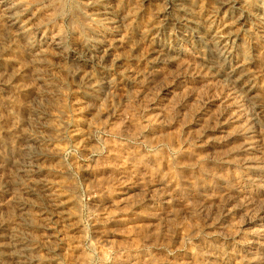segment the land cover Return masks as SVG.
I'll return each instance as SVG.
<instances>
[{
  "label": "rangeland",
  "instance_id": "1",
  "mask_svg": "<svg viewBox=\"0 0 264 264\" xmlns=\"http://www.w3.org/2000/svg\"><path fill=\"white\" fill-rule=\"evenodd\" d=\"M115 3L126 18L128 34L125 46L117 49L119 63L110 70L111 84L102 87L96 99L85 100L55 62L54 74L47 78L49 87L61 84L63 90L41 102L46 129L55 134L59 121L67 127L58 143L60 158L57 151L36 152L38 175L47 181L46 195L69 209L61 211L69 214L64 223L50 217V230L35 219L49 216L41 192L29 193L35 217L26 222L6 195V188L19 182L11 167L28 78L24 74L11 87L0 89V264H11L4 253L10 250L6 227L13 222L20 224V233L22 228L29 231L33 264H218L215 254L226 256L225 264H242L246 248L240 243L248 231L228 239L238 213L224 208L238 209L242 203L259 207L262 195L254 186L238 191L244 177L240 161L246 154L238 149L244 139L232 134L236 124L226 120L231 109L225 91L215 79L196 74L188 55L145 75L153 3ZM134 12L136 17L129 21ZM3 32L0 26V52L9 69V61L25 60ZM248 50L255 99L264 107V41L250 44ZM75 126L78 130L73 131ZM78 147L98 151L86 160ZM255 261L252 264H264V255Z\"/></svg>",
  "mask_w": 264,
  "mask_h": 264
},
{
  "label": "bare ground",
  "instance_id": "2",
  "mask_svg": "<svg viewBox=\"0 0 264 264\" xmlns=\"http://www.w3.org/2000/svg\"><path fill=\"white\" fill-rule=\"evenodd\" d=\"M147 1L153 3L154 23L149 31L151 49L144 74L149 76L159 65H172L188 55L195 62L196 74L206 80L215 79L225 91L231 109L226 120L236 124L232 134L244 139L238 149L246 154L240 161L244 177L238 181V191L243 193L246 185L254 186L262 195L259 207L242 203L238 209L224 208L226 213H238L226 236L232 240L248 231V237L240 243L246 248L241 260L242 264H252L264 255V107L255 99L254 75L247 67L251 63L250 44L264 41V0H204L202 4L196 0ZM135 17L134 12L127 18L131 21ZM125 19L115 0H0L1 31L8 41L18 45L25 60L9 61L7 69L0 52V89L11 87L24 74L28 78L22 90L28 96L22 101L23 113L15 125L20 141L11 167L19 182L6 188L12 208L25 222L35 217L28 203L34 189L45 196L50 207L49 216L35 217L45 230L51 229V216L60 223L69 216L61 214L69 210L64 203L46 195L47 181L38 175L36 152L57 151L55 155L60 158L63 151L58 143L67 127L57 122L55 134L50 132L54 138L46 129L47 116L41 102L63 90L61 84L49 87L47 78L54 74L51 66L55 62L62 67L85 100L96 99L101 88L111 84L110 70L119 63L117 49L126 44ZM2 41L0 37V46ZM73 128L78 130L77 126ZM79 149L86 160L98 151ZM10 226L5 232L10 248L5 257L11 264H33L29 231L22 228L20 233L17 222ZM43 240L48 244L46 232ZM214 256L218 264H225L226 256Z\"/></svg>",
  "mask_w": 264,
  "mask_h": 264
}]
</instances>
